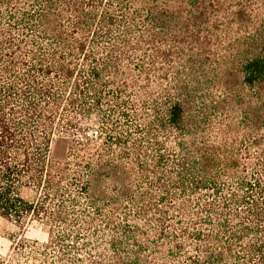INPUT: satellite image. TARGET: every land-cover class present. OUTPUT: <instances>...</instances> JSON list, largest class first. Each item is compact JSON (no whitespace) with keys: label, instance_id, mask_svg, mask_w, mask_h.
<instances>
[{"label":"trees","instance_id":"16d2710c","mask_svg":"<svg viewBox=\"0 0 264 264\" xmlns=\"http://www.w3.org/2000/svg\"><path fill=\"white\" fill-rule=\"evenodd\" d=\"M0 217L48 234L0 264H264V0H0Z\"/></svg>","mask_w":264,"mask_h":264},{"label":"rangeland","instance_id":"374dc122","mask_svg":"<svg viewBox=\"0 0 264 264\" xmlns=\"http://www.w3.org/2000/svg\"><path fill=\"white\" fill-rule=\"evenodd\" d=\"M71 137L56 135L51 144V155L56 159H64L69 151ZM45 242L48 234L43 225L36 220L17 223L0 217V255L8 259L14 253L20 240Z\"/></svg>","mask_w":264,"mask_h":264}]
</instances>
